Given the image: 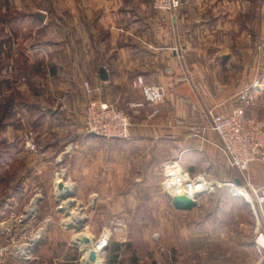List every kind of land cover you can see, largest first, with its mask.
Returning a JSON list of instances; mask_svg holds the SVG:
<instances>
[{
  "label": "crops",
  "instance_id": "1",
  "mask_svg": "<svg viewBox=\"0 0 264 264\" xmlns=\"http://www.w3.org/2000/svg\"><path fill=\"white\" fill-rule=\"evenodd\" d=\"M186 1L173 31V21L167 14L155 12L152 0H79V6L74 4L63 9L69 15H80L82 27L78 29L76 39L70 41L71 34H68V38L61 41L40 44L41 49L33 46L42 63L59 60L48 67L47 72L39 74L34 66L37 55L33 52V84L36 89L47 93L43 101L48 103L44 108L33 105L36 111H41L42 118L34 124L40 126L39 130L44 125L47 130L51 127L50 132L35 141L37 147L44 140L49 144L38 150L33 158L44 159L61 145L59 151L52 153L54 157L60 162H73L76 149L87 141L81 129L83 115L91 101L112 104L126 111L133 124L126 144L147 147L148 151L151 148L168 151L159 163L164 180L159 204L163 210L173 211L176 215L152 214L141 220L157 221L159 227L152 235L159 237L163 236L169 222L167 218L173 221L175 216L197 209L203 198L196 200L197 207L191 211L175 210L169 199L174 196L164 185L168 164L178 165L190 177L205 176L209 181L228 184L224 174L232 171L233 166L217 134L210 129L211 114L227 115L242 108L249 117L264 121V0ZM102 70L108 77L106 81L101 78ZM139 79L145 85L162 87L165 97L158 105H146L136 116L129 107L144 102ZM254 86H257L256 90H253ZM60 90L64 92V104L56 110L52 95ZM246 90L255 97L252 107H247L240 99ZM35 98L42 103L39 94ZM96 137L91 135L92 141L99 144V152L95 153L97 160L93 162L94 178L102 175L103 169L117 167L116 154L103 163L102 139ZM52 141L61 144L50 143ZM41 159V168L49 164H42L45 160ZM75 163L79 165V160L75 159ZM241 177L229 182L244 183L243 178L244 181H240ZM247 177L252 184L250 174ZM58 189V199L60 195L71 193L68 188ZM239 190L250 197L244 189ZM231 197L237 200L233 195ZM41 200L37 198L35 202ZM69 202L62 208L67 214L61 224H55L51 217L45 219L46 232L42 238L43 241L47 238L45 263L38 258L33 261V254L39 250L43 252L44 242L41 240L35 249H30V260L14 259L12 264H88L86 253L92 248L81 247L83 245L76 242V238L84 234H75L72 236L74 242L70 240L72 232L69 230L77 228L81 231L84 218L69 213ZM130 229L131 226L127 225L116 231L117 249L109 250L115 264H123L120 260L124 252L136 253L131 249ZM64 236L68 238L67 243L54 241V238ZM70 254L72 258L68 257Z\"/></svg>",
  "mask_w": 264,
  "mask_h": 264
},
{
  "label": "rangeland",
  "instance_id": "2",
  "mask_svg": "<svg viewBox=\"0 0 264 264\" xmlns=\"http://www.w3.org/2000/svg\"><path fill=\"white\" fill-rule=\"evenodd\" d=\"M78 1L0 0V116L3 117L0 121V225L3 227L5 223H10L17 226L18 219L28 215L33 203L37 204L38 209L35 221L25 232L19 229L15 237L6 243L5 238H0V241L13 247L27 243L37 235H41L42 240L46 232V217L53 218L55 224H61L67 214L61 209L65 208L67 202L73 201L75 205L69 209V213L84 218V227L81 231L70 229V240L74 242L72 236L75 234H86L98 243L108 232L111 238L109 248L103 252L104 264H115L111 261L109 250L115 245L116 231L125 229L127 225L131 226V249L136 253L131 254V250L124 252L120 260L123 264L133 261H139L138 264H264V250L259 251L256 245L258 235L264 228L259 221L261 211L257 205L252 207L248 204V208L244 198L233 200L231 196L237 191L236 188L219 185V188L203 196L197 209L182 213L180 217L175 216L173 221L167 218L169 222L162 237L152 235L159 227L157 221L142 222V218L160 213L176 215L173 211L163 210L159 204L163 197L161 185L164 181L159 163L168 153L167 149L158 150L159 153L157 148L150 147L148 151L147 147H130L125 143L127 140L101 138L103 163L116 154L117 167L106 171L103 169V174L94 178L93 162L97 160L95 153L99 152V144L94 143L92 134L85 131L84 114L81 130L87 141L76 149L73 162H60L54 157L52 153L59 151L61 145L44 159L33 158L38 150L49 144L47 140H42L37 147L35 141L40 139V135L51 131V127L47 130L44 125L39 130L40 126L34 124V121L39 123L42 118L41 111H36L33 105L44 108L48 103L43 101L47 93L36 89L33 84V52L37 55L34 66H37L35 69L39 74H44L48 67L59 61L42 63L41 56L35 52L36 47L41 49L40 44L46 41H61L68 38V34H71L69 40L76 39L78 29L82 27L80 15H69L63 9L74 4L79 6ZM63 93L60 90L52 95L56 110H60L64 104ZM36 94L41 96L42 103L36 100ZM54 137V140L57 139ZM39 159L45 160L42 164H49L41 168ZM75 159L79 160V165ZM232 168L234 171L229 170L224 174L228 183L237 176L241 177ZM249 174L255 190L264 185V164L253 165ZM240 181H244L242 177ZM60 185L71 189L74 196L60 201L57 198ZM168 190L171 194L184 192L182 188ZM37 198H41V202H35ZM133 217L134 220L129 222ZM46 240H42L43 252L39 250L33 254V261L38 258L45 263L48 255ZM63 240L68 242L65 236L54 238V241ZM70 256L72 258L73 255ZM14 259L8 256L4 264H12Z\"/></svg>",
  "mask_w": 264,
  "mask_h": 264
},
{
  "label": "built area",
  "instance_id": "3",
  "mask_svg": "<svg viewBox=\"0 0 264 264\" xmlns=\"http://www.w3.org/2000/svg\"><path fill=\"white\" fill-rule=\"evenodd\" d=\"M186 3V0H152L153 9L157 13L167 14L174 23L177 22L179 13L186 6ZM173 28H175V25ZM138 85L142 89L144 102L131 104L129 107L132 114L136 116L139 115L140 109L145 108L146 105H158L165 97L164 89L160 86L145 85L141 79L138 80ZM256 89L257 86H254L253 90ZM240 99L245 102L247 107L255 105V97L250 90L243 92ZM210 118V129L217 134L231 165L245 180L244 183L239 185L224 183L221 186L236 188L237 191L232 193L235 198H244L252 207L257 205L261 211L259 221L264 225V185L255 190L247 177V173L253 165L264 164V121L249 117L242 108H236L227 115L211 114ZM179 124L183 123L180 122ZM132 126L131 115L112 104L93 100L86 109L84 129L88 134L109 140H127L130 137ZM191 129L195 130L194 128ZM166 167L164 185L173 190L180 188L184 190V193L171 194L172 196L186 195L196 201L205 194L213 192L216 186L220 187L214 185L213 190L205 191L202 188L205 184H214L215 182L209 181L205 176L190 177L178 165L173 163L168 164ZM239 188L247 191L251 200L238 192ZM29 212L28 215L18 219L17 226L5 223L0 228V238L6 239L4 243L8 239H12L13 236L15 237L19 229L25 232L26 228L35 221L36 213L31 214ZM39 240H41V235L30 238L27 243L13 247L0 241V264H4L8 256L22 261L30 260L29 251L37 246ZM256 245L259 251L264 250V228L258 235ZM107 248H109V244L105 246L103 251H106Z\"/></svg>",
  "mask_w": 264,
  "mask_h": 264
},
{
  "label": "water",
  "instance_id": "4",
  "mask_svg": "<svg viewBox=\"0 0 264 264\" xmlns=\"http://www.w3.org/2000/svg\"><path fill=\"white\" fill-rule=\"evenodd\" d=\"M101 78L105 81L108 79L105 71H103V70L101 71ZM237 184H240L239 181L237 182ZM59 188L62 191L65 187L60 185ZM72 196H74L73 193H69L68 195H60L59 200L62 201L64 199H68L69 197H72ZM169 199L171 200V203H172L174 209L177 211L187 212V211H191L197 207L196 201L193 199H190L186 195H178V196H174V197L169 196ZM74 205H75V202L70 201L68 203V206L70 208L74 207ZM61 211L64 212L63 209H61ZM86 242L90 243V240H87V239L84 240V243H86ZM97 260H98V255H97L96 251H92L90 254V257H89L88 264H95L97 262Z\"/></svg>",
  "mask_w": 264,
  "mask_h": 264
},
{
  "label": "bare ground",
  "instance_id": "5",
  "mask_svg": "<svg viewBox=\"0 0 264 264\" xmlns=\"http://www.w3.org/2000/svg\"><path fill=\"white\" fill-rule=\"evenodd\" d=\"M60 182L58 181V184H59ZM214 185H220L219 183H209V184H205L202 188H203V190H205V191H209V190H213L214 189ZM66 189H67V187H65ZM69 192H71V189H69ZM238 192H240L243 196H246V192H244V191H238ZM66 193V192H65ZM248 195V194H247ZM247 198V197H246ZM250 198V200H251V197H249ZM248 199V198H247ZM38 211V209H37V204L35 203L32 207H31V209H30V212L29 213H31V214H35L36 212ZM110 236V234L107 232L106 233V235L104 236V238L103 239H101V241L100 242H98V243H95L94 241H93V238L92 237H90L89 235H86V234H84L83 236H78V238H76V242L78 243V244H80V246L81 245H83V246H81V247H84V246H87L88 248H92L90 251H88L87 253H86V251H85V253H86V257L88 258V262H89V257H90V254H91V252L92 251H96V253H97V255H98V260H97V264H104L103 263V260H102V258H103V249L105 248V246L106 245H108L109 244V237ZM90 240V243H84V240ZM75 240V239H74ZM86 248V247H85ZM88 250V249H87ZM84 253V254H85ZM85 260H86V258H85ZM95 263V264H96Z\"/></svg>",
  "mask_w": 264,
  "mask_h": 264
},
{
  "label": "trees",
  "instance_id": "6",
  "mask_svg": "<svg viewBox=\"0 0 264 264\" xmlns=\"http://www.w3.org/2000/svg\"><path fill=\"white\" fill-rule=\"evenodd\" d=\"M1 120H3V117L0 116V121H1ZM1 126H2V124H1ZM0 145H2V144L0 143ZM0 157H2V154H0ZM114 247H115V249H117V248H116V244L114 245Z\"/></svg>",
  "mask_w": 264,
  "mask_h": 264
}]
</instances>
